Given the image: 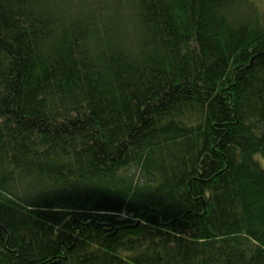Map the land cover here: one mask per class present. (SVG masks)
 I'll return each instance as SVG.
<instances>
[{"label":"trees","instance_id":"16d2710c","mask_svg":"<svg viewBox=\"0 0 264 264\" xmlns=\"http://www.w3.org/2000/svg\"><path fill=\"white\" fill-rule=\"evenodd\" d=\"M259 0H0V264H264Z\"/></svg>","mask_w":264,"mask_h":264},{"label":"rangeland","instance_id":"374dc122","mask_svg":"<svg viewBox=\"0 0 264 264\" xmlns=\"http://www.w3.org/2000/svg\"><path fill=\"white\" fill-rule=\"evenodd\" d=\"M260 5L264 7V0H259Z\"/></svg>","mask_w":264,"mask_h":264}]
</instances>
